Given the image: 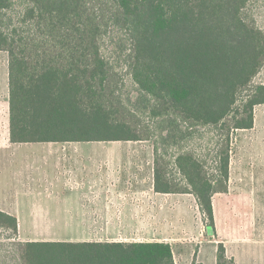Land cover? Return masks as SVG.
<instances>
[{"label":"trees","instance_id":"1","mask_svg":"<svg viewBox=\"0 0 264 264\" xmlns=\"http://www.w3.org/2000/svg\"><path fill=\"white\" fill-rule=\"evenodd\" d=\"M253 1L0 0L9 141L154 137V191L192 195L213 230V197L227 192L230 135L251 130L254 108L264 105V85L253 84L264 66V32L245 17ZM109 28L125 37L123 61L136 86L135 112L110 88L113 69L101 53ZM125 110L133 118H147L152 137L127 120ZM197 128L225 133L214 174L184 149ZM159 149L164 155L158 156ZM1 231L18 232L16 218L2 211ZM12 247L15 264H175L172 247L163 242H17ZM216 264H234L223 244L216 247Z\"/></svg>","mask_w":264,"mask_h":264},{"label":"rangeland","instance_id":"2","mask_svg":"<svg viewBox=\"0 0 264 264\" xmlns=\"http://www.w3.org/2000/svg\"><path fill=\"white\" fill-rule=\"evenodd\" d=\"M16 10L18 9L16 8ZM100 12L103 13L102 10ZM245 17L248 20H253L255 25L264 32V0H255L249 4L245 12ZM106 32L101 47V53L113 69L110 88L114 90V96L117 100H121L122 103L125 104L124 106L134 111L133 102L136 98V86L132 82L126 69L125 61H123V52H125L123 43L125 37L121 32L114 31L112 28L107 29ZM0 66L6 73L8 69V56L6 53H0ZM253 84L264 85V66L254 78ZM123 115H125V118L130 120L131 123H136L138 126L137 129L152 137L153 128L147 118H133L128 114L127 110L124 111ZM253 115L254 122L251 130L238 131L230 135L232 143L231 156L233 177L241 173L250 175L253 164L257 163V156H259V160L264 157V105L256 106ZM224 138L225 133L223 131L197 128L193 130L192 137L184 143V149L195 154L200 160L205 161L207 172L211 175L214 174L216 154L222 148ZM149 139L139 143H107L92 147L94 148L93 150L88 149V152L98 153L101 159L115 157L117 159V166L122 167L123 170H134L132 173L128 171L126 173L119 172L115 176L101 175L99 178V187L106 189L112 188L115 183L118 189H128L136 185V180L139 178L138 176L145 175L147 170L151 169V164H153L154 137H152V140L151 138ZM159 148H161V146ZM169 152L174 153L175 150L173 149ZM157 154H159L158 156L164 155V152L162 149H159ZM118 158L124 160L119 161ZM168 158L169 157L163 159L169 160ZM104 162L106 161L101 160L100 167H103L102 163ZM167 170L168 172L174 171L172 167H167ZM6 177H8V174H0V205L3 208L8 207L11 209V201L8 203L7 201L12 198L10 196L12 191H16L15 189L21 186L20 183L28 187L29 184H33L31 178L36 179V177L33 174H24L19 184L7 180ZM55 178L56 176L53 174L52 179L55 180ZM234 182L236 181H232L228 198L219 195L214 197L217 227L215 236L207 235V222L198 211L194 199L190 196L178 197V201L165 199V205L168 204V206H170V212L173 211V207L179 205V214L174 213V215L177 219L180 217V222H176V217H170L174 223L168 225L166 222L163 228L158 230L159 235H155L156 230L154 226H151L152 223L149 222L147 225L144 224L145 227L141 229L116 230L117 237L114 239L115 241L131 242L136 240L128 241L125 237H131L133 239L140 237L144 239L140 240L141 242L158 241L167 243L172 247L175 264H191L192 260L202 264H212V257H215L212 248L214 245H207L209 244L208 242L213 240L211 238H214L215 241L226 240L228 241L229 255L235 256L239 264H255L257 261L253 259V244L258 238L264 239V228H254L253 225H255V222H253V218L255 206L257 207L258 203L264 201V192L263 190H258L255 196L238 197L236 196V189H234ZM21 199H23L22 203H24L22 204L20 202L22 205V212L15 214L8 213L12 216L15 215L17 220V235L13 236L10 232L6 231L0 232V264L16 263L12 246L17 242H62V240L67 238L74 240L85 238L96 240L106 238L104 233L107 230L102 229L94 230L101 231L103 236H94L93 229L90 230L89 233L88 230H84L89 235L84 238L82 233L76 229L37 227L44 224L42 222L37 223V220L40 219V217L43 218L42 215L44 216V214L28 213L26 210H29L30 205H28L27 208V203L25 202L32 199L28 197H22ZM14 200H16V198ZM227 204L229 208H231V221L229 223L223 219V210ZM261 206L264 207V205ZM41 209L43 210V207H41Z\"/></svg>","mask_w":264,"mask_h":264},{"label":"crops","instance_id":"3","mask_svg":"<svg viewBox=\"0 0 264 264\" xmlns=\"http://www.w3.org/2000/svg\"><path fill=\"white\" fill-rule=\"evenodd\" d=\"M6 73L0 66V174H8L6 179L18 184L24 174H33L36 179L31 178L33 184H29L28 187L20 183L21 186H18L15 189L16 191H12L10 194L12 198L7 201V203L11 201L12 208H3L0 205V211L13 214L20 213L22 212L20 202H23L21 198L28 197L32 200L29 199L25 202L27 208L30 205L29 210L26 211L28 213L44 214V216L42 215L43 218H37V223L42 222L44 224L37 227L76 229L82 233L84 238L89 236L84 230H88V233L92 229L107 230L104 233L106 237L104 239L89 240L85 238L74 240L67 238L62 242H123L115 241L114 238L117 237L116 230L141 229L145 227L144 224L147 225L150 222L156 230L155 235H159L158 230H161L166 222L168 225L174 223L170 217L175 218L174 213L179 214V205L173 207V211L170 212V206L165 205V199L178 201V197L190 196L194 199L190 194H161L155 192L154 164H151V169H148L145 175L138 176L136 185L131 188L118 189L115 183L112 188H100L99 178L101 175L115 176L119 172L126 173L128 171L132 173L134 170H123L122 167L117 166L115 157L101 159L98 153L88 152V149L93 150L92 147L107 143L123 144L129 142L11 143L9 141L8 69ZM258 158L259 156H257V163L253 164L250 175L241 173L233 177L231 156L227 192L215 196H226L228 198L232 181H236L234 182V189H236L235 192L238 197L255 196L258 190L264 192V157L260 160ZM101 160L106 161L102 163L103 167H100ZM118 160L123 161L124 159L118 158ZM16 174L20 175L17 176ZM53 174L56 176L55 180L52 179ZM214 197L212 200L213 236L217 233ZM15 198L16 200H14ZM194 202L196 204L195 199ZM263 202L258 203L257 207L255 206L254 228H264V207L261 206L264 205ZM41 207H43V210ZM223 219L228 223L231 221V208L228 204L223 210ZM176 222H180V217L178 219L176 217ZM93 234H95L94 236H103L101 231L94 230ZM125 238L128 241L136 240L137 242L144 240L140 237H137V239ZM211 239L213 240L209 241L207 245H214L212 248L215 257H212V264H216V247L218 244H223L228 259H231L234 264H239L235 256L228 253V241ZM253 245V259L257 261L255 264H264V239L258 238Z\"/></svg>","mask_w":264,"mask_h":264},{"label":"water","instance_id":"4","mask_svg":"<svg viewBox=\"0 0 264 264\" xmlns=\"http://www.w3.org/2000/svg\"><path fill=\"white\" fill-rule=\"evenodd\" d=\"M207 234L211 236L213 234V230L210 227H207Z\"/></svg>","mask_w":264,"mask_h":264}]
</instances>
